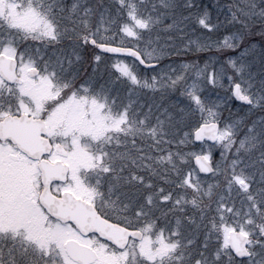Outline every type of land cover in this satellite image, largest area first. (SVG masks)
Returning a JSON list of instances; mask_svg holds the SVG:
<instances>
[{
	"label": "snow or ice",
	"instance_id": "1",
	"mask_svg": "<svg viewBox=\"0 0 264 264\" xmlns=\"http://www.w3.org/2000/svg\"><path fill=\"white\" fill-rule=\"evenodd\" d=\"M0 264H264V0H0Z\"/></svg>",
	"mask_w": 264,
	"mask_h": 264
},
{
	"label": "trees",
	"instance_id": "2",
	"mask_svg": "<svg viewBox=\"0 0 264 264\" xmlns=\"http://www.w3.org/2000/svg\"><path fill=\"white\" fill-rule=\"evenodd\" d=\"M253 43H257L259 44V37H255L253 40H252ZM210 53H208L207 55H209ZM190 57V56H189ZM189 57H177L175 59H178V60H183V59H189Z\"/></svg>",
	"mask_w": 264,
	"mask_h": 264
},
{
	"label": "rangeland",
	"instance_id": "3",
	"mask_svg": "<svg viewBox=\"0 0 264 264\" xmlns=\"http://www.w3.org/2000/svg\"><path fill=\"white\" fill-rule=\"evenodd\" d=\"M209 55H212V53H210ZM191 59H193V57L190 56L188 60H191ZM215 158H216V159H219V154H218V153L215 154Z\"/></svg>",
	"mask_w": 264,
	"mask_h": 264
}]
</instances>
